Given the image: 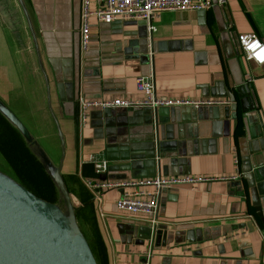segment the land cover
<instances>
[{
	"label": "crops",
	"instance_id": "0c3cea01",
	"mask_svg": "<svg viewBox=\"0 0 264 264\" xmlns=\"http://www.w3.org/2000/svg\"><path fill=\"white\" fill-rule=\"evenodd\" d=\"M23 2L36 44L20 1L0 0V100L60 165L97 264H143L149 230L142 216L116 208L126 188H108L98 201L85 181L157 175L212 180L161 193L149 264H264V71L244 61L237 42L241 33L264 42V0L164 11L152 32L144 19L90 18L85 51L80 0ZM138 77L151 78L157 96L229 104L197 113L188 105L94 108L80 123V98H144ZM90 155L107 159L105 173L95 174Z\"/></svg>",
	"mask_w": 264,
	"mask_h": 264
},
{
	"label": "built area",
	"instance_id": "2783aa9c",
	"mask_svg": "<svg viewBox=\"0 0 264 264\" xmlns=\"http://www.w3.org/2000/svg\"><path fill=\"white\" fill-rule=\"evenodd\" d=\"M227 0H80V27L79 42L82 51H85L90 42L89 19L94 18L97 23L109 24L117 19H144L148 22L150 32L155 30L153 20L164 11H187L208 9L213 5H222ZM237 42L242 58L246 63L252 62L264 71V42L255 33H241L237 35ZM248 79L253 76L248 71ZM137 83L145 93L141 99H86L80 98L77 102V116L81 124L87 122L89 111L98 108L112 107L137 108L149 107L155 110L158 107L225 105L227 99H174L157 96L154 84L149 77H138ZM95 174L105 173L108 169L107 159H97L94 155L88 157ZM237 162V159L235 160ZM235 176L230 177L234 179ZM212 180L206 177L194 176H160L143 179H129L123 181L86 180L85 185L91 191L94 199L100 201L101 192L112 187L127 189L116 200V208L133 216H142L149 230V242L144 252V263L149 264L153 255L152 243L159 220V198L161 193L178 185L194 184L200 181Z\"/></svg>",
	"mask_w": 264,
	"mask_h": 264
},
{
	"label": "water",
	"instance_id": "95a60500",
	"mask_svg": "<svg viewBox=\"0 0 264 264\" xmlns=\"http://www.w3.org/2000/svg\"><path fill=\"white\" fill-rule=\"evenodd\" d=\"M19 1L36 44L29 13L23 0ZM248 89L247 84L237 88L243 96V105L247 103ZM192 108L197 113L198 108ZM0 114L22 137L57 193L56 202L47 201L29 191L8 172L0 170V264H97L77 224L75 211L78 206L66 189L60 165L51 163L27 127L1 100ZM159 233L157 229L155 236Z\"/></svg>",
	"mask_w": 264,
	"mask_h": 264
},
{
	"label": "trees",
	"instance_id": "16d2710c",
	"mask_svg": "<svg viewBox=\"0 0 264 264\" xmlns=\"http://www.w3.org/2000/svg\"><path fill=\"white\" fill-rule=\"evenodd\" d=\"M0 153L8 163L10 169L8 173L15 180L38 197L56 202L57 193L51 179L44 171L40 162L28 149L19 133L1 114ZM91 198L92 195L87 193V195L82 198V202H88ZM80 214L81 212H78L77 216L79 217ZM87 241L94 253L92 240L87 238Z\"/></svg>",
	"mask_w": 264,
	"mask_h": 264
},
{
	"label": "rangeland",
	"instance_id": "374dc122",
	"mask_svg": "<svg viewBox=\"0 0 264 264\" xmlns=\"http://www.w3.org/2000/svg\"><path fill=\"white\" fill-rule=\"evenodd\" d=\"M0 170L5 171V172H10V169L8 167V163L4 160V158L2 157L1 154H0ZM50 202H52V201H50Z\"/></svg>",
	"mask_w": 264,
	"mask_h": 264
}]
</instances>
